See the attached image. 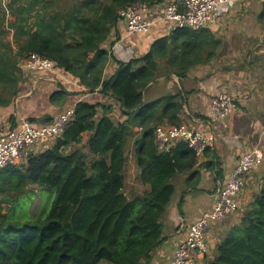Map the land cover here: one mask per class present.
<instances>
[{"label": "trees", "instance_id": "1", "mask_svg": "<svg viewBox=\"0 0 264 264\" xmlns=\"http://www.w3.org/2000/svg\"><path fill=\"white\" fill-rule=\"evenodd\" d=\"M136 1L163 0H10V19L0 3V107L18 94L23 58L37 53L88 92L119 101L126 116L115 122L109 104L80 101L51 147L0 171V264H145L164 241L172 180L191 171L198 157L184 142L157 150L154 129L162 118L180 124L183 98L166 94L146 102L143 91L159 76L182 78L192 66L208 64L220 41L210 28H176L140 58H112L117 68L104 78L111 56L103 45L118 9ZM67 95L61 89L51 101ZM135 127L141 128L136 164L147 188L126 195V149ZM42 190L54 199L35 215L31 207ZM22 206L25 213L17 212ZM201 264H264V186Z\"/></svg>", "mask_w": 264, "mask_h": 264}, {"label": "crops", "instance_id": "2", "mask_svg": "<svg viewBox=\"0 0 264 264\" xmlns=\"http://www.w3.org/2000/svg\"><path fill=\"white\" fill-rule=\"evenodd\" d=\"M172 30L169 24L158 23L146 34L127 36L118 20L103 45L111 56L103 77H110L117 68L112 58L122 62L140 58L155 40ZM210 30L220 41L217 62L194 65L182 78L174 74L159 76L143 91L146 102L166 94H180L183 98L180 124H190L215 136L214 143L198 158L195 167L173 179L175 192L162 217L165 239L145 264H163L171 259L189 225L212 208L216 192L223 187L243 153L254 147L261 148L264 153V136L261 134L264 127V0H233L228 11L221 14ZM20 67L23 77L18 94L10 105L0 107V134L16 127L22 120L37 127L48 125L64 109L74 107L80 101L109 104L115 122L126 119L119 101L98 90L88 92L77 78L56 66L43 72ZM229 85H233V91L228 89ZM61 89L69 94L66 102L51 101L52 95ZM220 91L237 96L239 111L225 119L213 120L211 100ZM158 125L169 123L162 118ZM134 131L140 133L141 128L135 127ZM52 144L42 141L30 147L29 154L42 152ZM263 186L264 161L246 175L245 186L238 196L240 208L244 209ZM240 211L210 225L206 234L208 255L213 253Z\"/></svg>", "mask_w": 264, "mask_h": 264}, {"label": "built area", "instance_id": "3", "mask_svg": "<svg viewBox=\"0 0 264 264\" xmlns=\"http://www.w3.org/2000/svg\"><path fill=\"white\" fill-rule=\"evenodd\" d=\"M10 0H0L7 19H10ZM233 0H166L148 4L136 1L118 9V19L123 24L127 36L146 34L158 23L176 28H212L222 13L228 11ZM21 66L43 72L54 69L53 62L37 53H31L20 63ZM239 111L237 96L218 92L211 100L210 114L213 120H222ZM74 107L64 109L50 124L37 127L28 120H22L16 127L0 134V171L9 165L23 164L28 149L42 141L53 143L63 132L71 119ZM154 139L159 152L169 150L178 142H184L199 158L215 141L211 133L201 132L187 123L179 125H158L154 129ZM264 136V127L261 130ZM264 153L259 147L243 153L229 173L228 179L216 192L213 206L191 223L186 236L174 249L170 260L163 264H194L208 252L206 234L210 225L221 221L240 210L238 196L245 186L246 175L261 166Z\"/></svg>", "mask_w": 264, "mask_h": 264}, {"label": "rangeland", "instance_id": "4", "mask_svg": "<svg viewBox=\"0 0 264 264\" xmlns=\"http://www.w3.org/2000/svg\"><path fill=\"white\" fill-rule=\"evenodd\" d=\"M214 61L217 62V57L213 59V62ZM221 61H223V59ZM224 68H227V67H224ZM232 88H233V85H229L228 89L230 91H233ZM67 97L68 95L66 96L65 100H61L60 102L62 103L66 102ZM138 134L139 132H136V135L133 136L134 138H132L129 141L127 149H126L127 161H126V167L124 171V177H125L124 192L126 195L141 193L147 188V186H145L141 182L140 169L136 164V148L134 147V139H136L135 137L138 136ZM85 139H86V136L83 138V141H85ZM172 183L174 184L175 180H173ZM37 196L38 197L36 198L35 206L31 207L32 212L35 211L33 213L35 215L43 213L50 208L51 203L54 199V192H48L46 190H42L38 193ZM0 199H1V194H0ZM38 201H40L39 205H38ZM5 205L6 204H4L3 206ZM17 212L25 213L24 207L22 206V208H18ZM202 259H199V261L196 262L195 264H201ZM100 264H108V263L102 262Z\"/></svg>", "mask_w": 264, "mask_h": 264}, {"label": "water", "instance_id": "5", "mask_svg": "<svg viewBox=\"0 0 264 264\" xmlns=\"http://www.w3.org/2000/svg\"><path fill=\"white\" fill-rule=\"evenodd\" d=\"M56 67H57V65H56Z\"/></svg>", "mask_w": 264, "mask_h": 264}]
</instances>
